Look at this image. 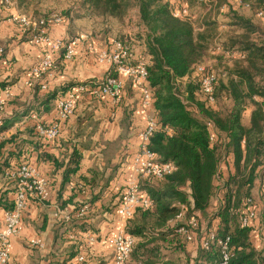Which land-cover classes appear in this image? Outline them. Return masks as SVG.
<instances>
[{
    "label": "trees",
    "instance_id": "trees-1",
    "mask_svg": "<svg viewBox=\"0 0 264 264\" xmlns=\"http://www.w3.org/2000/svg\"><path fill=\"white\" fill-rule=\"evenodd\" d=\"M46 1L49 0H18V3L24 8V5L34 2L36 8L32 16L36 20L43 19V26L49 29L53 22L51 15L56 13L41 7ZM214 1L217 3L212 8L220 6L223 0H211L212 3ZM246 1L251 2L254 16V12L264 8V0ZM76 2L80 10L73 14L69 8L61 14L64 18L121 20L132 6H138L140 21L146 31L137 38L142 41V55L148 58L147 80L154 92V108L159 124L150 137L148 148L158 155L159 161L173 162L176 167L162 178L140 181L139 187L149 196L152 205L138 208L134 217L128 218L127 232L134 235L137 241L125 264H219L221 254L216 241H210L208 248L202 247L200 242L211 231H215L218 237H230L233 256L229 264H264V245L259 248L252 240L255 230L264 240V209L257 212L256 218L247 225L241 222L249 205H255L253 187L264 167V33L261 27L249 17L230 9L224 14L229 19V27L241 28L242 32L231 33L220 43H214L219 27L213 10L204 15L203 24L196 28L192 20L175 15L180 0ZM187 2L191 6L202 5L200 0ZM39 29L29 27L23 30L33 41ZM103 33L109 34L100 32ZM117 40L127 43L135 55L132 36ZM211 50L237 59L227 76L218 78L213 103L204 98L200 75L193 68L213 52ZM65 51L66 47L59 49V59L64 60ZM113 75L117 76V72ZM82 83L92 84L95 81L68 83L59 93ZM6 85L7 82H0V90ZM54 97L49 94L47 100ZM250 104L254 108L249 123L244 124L243 113ZM29 109L19 116L1 119L0 133L19 121ZM207 121L213 122L216 127L217 139L213 145L210 144L211 132ZM29 132L43 141L33 126ZM17 136L0 140V173L11 183L15 181L11 171L27 159L20 147L21 141L16 140ZM11 142H17L15 149H7V143ZM229 155L231 161L223 159ZM80 159L79 150L73 149L63 174L59 199L70 175L79 170ZM8 191H0V206L5 210L13 207V200L6 196ZM217 195L219 199L213 208ZM95 199L92 197L77 208L86 204L90 210ZM121 200L122 197L112 205V209ZM65 204L66 201H62L60 206ZM180 205L188 207L187 216L195 215L200 229H203H199L191 241L178 231L179 224L169 225ZM89 227L87 222L76 223L67 227L66 232L90 231ZM77 236L79 239V233ZM189 243L196 246L197 254L193 257L187 248ZM78 252V249L74 250L70 257Z\"/></svg>",
    "mask_w": 264,
    "mask_h": 264
},
{
    "label": "crops",
    "instance_id": "crops-1",
    "mask_svg": "<svg viewBox=\"0 0 264 264\" xmlns=\"http://www.w3.org/2000/svg\"><path fill=\"white\" fill-rule=\"evenodd\" d=\"M12 1L9 6L0 2V47L3 48L0 53V82H7L6 87L0 90V121L30 109L8 130L0 133V140L18 135L16 140L21 141L20 147L27 156L25 161L47 180L48 197L44 201L28 203L22 216V229L11 239L9 264H109L114 255L110 240L119 231L127 232L128 222V218L117 213L118 205L114 209L112 205L122 197L127 179L136 176L133 162L141 146L140 132L154 113V108L143 104L141 88L132 75L120 72L118 76L123 87L118 105L112 106L107 98L79 94L74 113L61 122L55 141L44 142L31 135L29 130L33 122L29 121V114L32 111L37 112L39 120L48 124L59 119L56 100L65 84L90 80L101 82L104 79L110 67L97 59V52L113 39L109 34L93 35L91 31H82L79 20L88 18H65L62 22H52L48 29L52 39L71 41L82 37V40L75 43V53L71 58L61 60L60 52L55 51L52 54L53 70L41 77H32L30 69L51 48L49 44L34 43L18 26L14 15L22 12L23 8L18 0ZM227 9L250 15L253 12L251 8L233 5ZM89 44H93V49L88 48ZM42 83L48 85L47 89L39 87ZM49 94L55 97L47 100ZM253 108L250 104L245 109L244 124L249 123ZM17 142L7 143V149H15ZM73 149L81 154L79 170L70 175L59 199L63 174ZM7 189L6 196L13 200L14 183L0 173V191ZM253 196L260 213L264 209V167L255 180ZM92 197L96 199L88 214L83 219L74 218L73 225L87 222L96 240L87 243L82 234H79V239H69L66 228L71 225L64 221L63 212L73 213L77 205ZM218 199L219 195L213 201V208ZM62 201H66L63 207L60 206ZM4 225L5 209L0 206V230ZM81 232L85 231H78ZM34 240H40L42 245H33ZM252 240L259 248L264 245L257 230L253 232ZM187 248L192 257L197 254L193 243H189ZM76 249L79 252L70 257ZM77 255L83 256L81 263L77 261Z\"/></svg>",
    "mask_w": 264,
    "mask_h": 264
},
{
    "label": "built area",
    "instance_id": "built-area-1",
    "mask_svg": "<svg viewBox=\"0 0 264 264\" xmlns=\"http://www.w3.org/2000/svg\"><path fill=\"white\" fill-rule=\"evenodd\" d=\"M211 1V0H206ZM4 6H9L13 3L12 0H0ZM233 7L251 8V2L246 0H226L223 8ZM175 15L181 18L192 20L194 17L189 13L187 0H180V4L175 10ZM257 17L264 21V8L256 11ZM65 18L60 14H52L53 22H62ZM14 21L21 29L29 27L40 28L39 33L34 37L33 42L36 44H49L51 50L46 51L41 60L30 69V76L41 77L53 70L54 58L53 52L59 51L60 48L66 47L64 59L68 60L75 53V43L82 40V37L74 38L65 44L62 39H52L48 33V29L44 27V20H36L31 13L18 12L14 15ZM88 48L93 49V44H89ZM3 48L0 47V53ZM97 59L109 64V69L101 82L92 84H79L57 97L56 104L58 109L59 119L52 123H45L38 118V114L32 111L29 114V121H32L33 128L38 136L44 142H52L57 138L60 131V124L74 113L79 94H90L98 98H107L112 106H116L121 101V91L123 81L118 76L120 72H127L132 75L136 85L141 88L142 102L147 106L154 108V92L147 80V64L148 58L139 55L135 56L130 46L120 40H112V42L97 52ZM196 74L200 75V86L204 98L210 102H214L215 84L219 77L225 78L228 72L225 69L213 68L208 62H198L194 66ZM117 72V76L113 75ZM46 83L41 84V89H47ZM255 99L258 97L254 96ZM1 105V103H0ZM207 127L210 130V144L215 143L217 139V131L213 122L207 121ZM159 127L157 112L154 108V113L148 118L145 128L140 132L141 146L138 154L134 158V170L136 176L127 179L125 189L122 195V200L117 206V213L125 218L134 216L138 208H149L152 201L149 196L140 189V181L146 178H162L175 170V164L169 161H159L158 155L148 148L151 135ZM226 161H231L230 155L223 157ZM11 176L14 181V199L13 207L5 210V225L0 230V264H9L11 252V239L18 235L23 226V212L30 201H44L48 197L47 180L39 174L37 169L28 161H23L14 171H11ZM250 201V199H249ZM248 201V202H249ZM89 211V207L85 204L80 208H76L73 213L63 212V219L70 225H73L74 218L83 219ZM188 207L180 205V210L169 221L171 225L179 224L178 231L188 240H193L197 231L200 229L199 220L195 215L187 216ZM257 207L254 204L249 205V210L245 215H242L241 222L247 225L252 219L257 216ZM200 231H203L201 228ZM77 231H69L67 237L75 240L78 238ZM81 236L87 243H93L96 237L90 231L81 232ZM215 240L220 249L221 260L219 264H229L233 256V250L230 243V237H218L215 231L206 233L200 240L202 247L208 248L209 242ZM113 244L114 255L113 260L109 264H125L131 256V253L136 244V237L124 230L119 231L110 240ZM33 245L41 246L40 240L32 241ZM77 261H82L84 258L81 255L76 256Z\"/></svg>",
    "mask_w": 264,
    "mask_h": 264
},
{
    "label": "rangeland",
    "instance_id": "rangeland-1",
    "mask_svg": "<svg viewBox=\"0 0 264 264\" xmlns=\"http://www.w3.org/2000/svg\"><path fill=\"white\" fill-rule=\"evenodd\" d=\"M202 2V5L198 6H191L189 7V13L194 17L192 19L193 24L196 28H199L198 26H201L204 22V18L210 10L213 12V15L215 19L217 20V24L219 29L216 31V38L215 42H221L224 38L227 37V35H230L231 33L237 34L242 32L241 28L238 29H231L229 27V19L225 17L224 14L227 13L229 9L223 8V5L226 3V0H223L220 6H213L216 4L217 1H214L213 3L211 1L206 0H200ZM44 5V6H43ZM41 7L42 8H50L52 11H54L56 14H64L63 12L67 9L73 10L72 13L75 14L78 10H80L79 4H77L76 0H49L46 1ZM24 10L22 12L24 13H34V10L36 8V5L34 2L24 5ZM216 8V9H215ZM253 13H251L252 15ZM247 17H249L255 24L261 27V31L264 33V21L259 19V17H256L254 15H250V13L242 14ZM204 17V18H203ZM80 22V28L84 32H89L93 34H100V32H109V35H111V38L113 40H117V38H123L124 36H132L134 39V45L133 52L135 53V56L142 55V46H141V40L137 38V35L144 34L146 31L145 25L140 21V15H139V8L138 6L134 5L129 10L128 14L121 20H104L100 17L97 19H81ZM141 41V42H140ZM213 43V44H214ZM213 52H210L209 55L205 56L204 60L202 62H208L212 65L213 68H221L225 69L227 72L230 68L233 67L235 64V61H237L236 58H233L231 56H225L222 53H218V51L211 50ZM217 52V53H216ZM244 117V116H243ZM245 120L244 118H242ZM2 182V181H1Z\"/></svg>",
    "mask_w": 264,
    "mask_h": 264
}]
</instances>
